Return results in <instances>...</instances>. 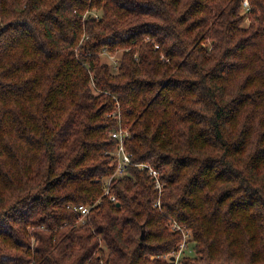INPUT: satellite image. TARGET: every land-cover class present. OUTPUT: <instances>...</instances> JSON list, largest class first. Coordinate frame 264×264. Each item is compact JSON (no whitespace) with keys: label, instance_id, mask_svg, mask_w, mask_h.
Segmentation results:
<instances>
[{"label":"trees","instance_id":"trees-1","mask_svg":"<svg viewBox=\"0 0 264 264\" xmlns=\"http://www.w3.org/2000/svg\"><path fill=\"white\" fill-rule=\"evenodd\" d=\"M247 1L0 0V264H176L173 221L177 264H264V0ZM120 129L133 165L105 195Z\"/></svg>","mask_w":264,"mask_h":264},{"label":"built area","instance_id":"built-area-1","mask_svg":"<svg viewBox=\"0 0 264 264\" xmlns=\"http://www.w3.org/2000/svg\"><path fill=\"white\" fill-rule=\"evenodd\" d=\"M245 6H248V1L245 0L244 2ZM128 134L127 130L120 129L117 131H114L111 133L113 137L119 140V146L117 147L114 155H115V160H114V165H115V170L113 174L105 180V195L110 193V185L111 182L114 178L119 177L124 175L127 172V167L128 165H133V160H132V155L126 150L125 144H124V137ZM136 166L140 167L143 170H148L149 174L153 177L155 181V189L159 191V198L156 202V206L161 208V193L163 190V182L161 179V173L160 171L155 168L153 165L149 163H137L135 164ZM111 199L113 201H116L115 196H112ZM77 210H80L82 213V220L89 214L91 207L90 206H85V205H80L76 207ZM173 226L172 228L175 230H178L182 233L183 238L180 242L179 249L173 254L167 255V258L173 262H176V264L179 262L181 259L182 255L188 251L189 249V241L191 238V234L189 231H187L184 227L180 226L176 221H173Z\"/></svg>","mask_w":264,"mask_h":264},{"label":"rangeland","instance_id":"rangeland-1","mask_svg":"<svg viewBox=\"0 0 264 264\" xmlns=\"http://www.w3.org/2000/svg\"><path fill=\"white\" fill-rule=\"evenodd\" d=\"M106 56L108 57V60L114 65H116L117 62L119 61L118 55L112 56V55L106 54Z\"/></svg>","mask_w":264,"mask_h":264},{"label":"water","instance_id":"water-1","mask_svg":"<svg viewBox=\"0 0 264 264\" xmlns=\"http://www.w3.org/2000/svg\"><path fill=\"white\" fill-rule=\"evenodd\" d=\"M141 236H142V238H144V231H143V233H142V235H141Z\"/></svg>","mask_w":264,"mask_h":264}]
</instances>
